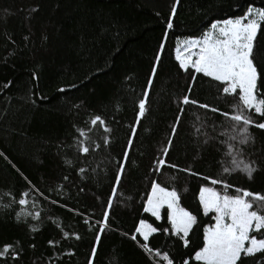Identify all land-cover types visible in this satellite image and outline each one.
Here are the masks:
<instances>
[{
    "label": "trees",
    "instance_id": "16d2710c",
    "mask_svg": "<svg viewBox=\"0 0 264 264\" xmlns=\"http://www.w3.org/2000/svg\"><path fill=\"white\" fill-rule=\"evenodd\" d=\"M174 2L0 0V153L4 154L0 156V249L12 245L19 253L16 260L11 254L0 258V264H88L119 163H125V172L94 264H151L130 239L140 219L161 230L170 227L166 206L159 221L143 212L150 179L174 188L180 206L197 216L187 248L162 231L150 237L151 246L168 251L176 264L184 259L198 264L192 256L203 246V227L214 223V213L202 212L199 189L212 186L204 175L221 174L225 159L221 133L227 131L228 122L210 112L205 117L204 110L182 105L179 99L189 94L200 103L231 111L238 97L219 96L217 82L202 74H195L193 81L179 69L176 49L187 39L202 37L212 22L242 14L249 4L264 7V0H179L173 28L168 29ZM33 8L38 10L30 13ZM162 42L161 60L156 62ZM256 48L264 51V25L258 30ZM154 63L157 72L149 86ZM189 84L193 85L190 93ZM258 85L259 95L264 93V83ZM142 98L147 110L137 121ZM249 114L260 119L254 112ZM94 115L102 116L111 129L104 134L97 126L88 132L101 148L81 156L64 147L78 136L76 127L88 131ZM177 115L181 122L176 135L170 136ZM249 132L254 142L240 146L241 158L255 161L258 170L251 180L239 171L227 180L235 187L264 193V130L250 127ZM103 135L110 140L108 146L103 145ZM169 138L173 144L164 158L200 175L171 168L153 173L154 161ZM65 159L72 160V166L65 165ZM79 168L86 172L80 173ZM214 187L222 191V186ZM23 192L29 196L22 197ZM21 198L28 200L27 205L18 204ZM36 213L39 216L33 218Z\"/></svg>",
    "mask_w": 264,
    "mask_h": 264
},
{
    "label": "snow or ice",
    "instance_id": "6c2138e0",
    "mask_svg": "<svg viewBox=\"0 0 264 264\" xmlns=\"http://www.w3.org/2000/svg\"><path fill=\"white\" fill-rule=\"evenodd\" d=\"M178 3L179 0H175L172 5L167 21L168 29L173 28L172 17L176 14ZM37 10V8H33L30 13ZM262 25H264V7H255L249 4L242 11V14L212 22L210 30L205 31L202 38L187 39L176 49L179 69L189 73L193 81L196 80L195 74H202L210 81L217 82V94L219 96L225 99L238 97V101L232 106L231 111L221 110L218 104L200 103L197 99L191 98L189 94H185L179 99L182 105L196 106L198 109L204 110L205 117L210 112L214 116L223 117L224 121L228 122L227 131L221 133L225 137L220 141L225 148L221 174L217 178L204 175L202 178L209 181L212 186H201L199 189L198 199L202 212L206 216L209 213H214L212 216L214 223L203 227V246L196 250L192 256V259L198 264H245L246 260H252L253 264H264V193L235 187L227 180L228 176L237 171L251 180L253 174L258 170L255 161H245L241 158L242 148L240 146L254 142V138L249 132L250 127L264 130V93L258 95V82L264 83V51H258L256 48L257 33ZM43 40L47 41L48 36L44 35ZM159 48L160 51L155 56L156 62L161 60L160 52L164 49L163 42ZM156 72L157 64L154 63L147 81L149 86L153 84V77ZM33 79H37L35 72ZM10 83V81L5 83L3 87L8 88ZM192 88L193 85L189 84V93ZM59 91L63 92L64 89L61 88ZM143 95L147 97L149 92L145 91ZM33 103L35 102L33 101ZM146 105V99L139 100L137 121L145 115ZM180 112L183 113L182 108ZM252 112L260 119L254 120L249 114ZM196 120L203 124L200 115H196ZM180 122L181 115H177L170 136L176 135L177 126ZM88 124L90 125L88 131L74 125L78 136L74 137L71 145L64 147L75 149L81 156H87L90 152L101 148V144L89 136L88 132L92 127L97 126L102 129L104 134L110 133L111 129L100 115H94ZM221 128H223V124ZM131 132L135 134L136 129L132 128ZM101 139L104 146L109 145L110 140L107 135L101 136ZM132 143V139L127 141L128 146H131ZM172 144L173 140L169 138L167 146L162 149L161 157L154 161L153 173L161 174L164 168H171L184 171L192 176L200 175L191 168L181 169L179 165L171 164L164 158L167 157ZM57 147L63 152L61 145H57ZM3 155L0 153V156ZM128 155L127 150L123 151L122 159L126 161ZM64 163L72 166L73 161L65 159ZM79 172L84 173L86 169L79 168ZM124 172L125 163H119L114 176L115 186L111 189L112 195L106 202L107 207L103 212V222L100 224L99 232L95 235V244L91 247L88 264H94L98 250L97 245L101 241V233L105 231L107 226L113 199L122 182ZM64 179L66 180L67 177ZM149 184L150 191L146 193V199L142 204L143 212L150 213L156 221H159L161 209L166 206L170 227L161 230L152 223L140 219L135 225L130 239L137 243L151 264H176L168 251L151 246L150 237L162 231L164 235L178 239L182 246L187 248L190 243V233L197 225V216L180 206V196L174 188L164 187L155 179H150ZM217 185L222 186V191H218L214 187ZM34 190L38 191V189ZM39 195L42 196L43 193H39ZM21 196L27 197L29 193L23 192ZM27 203L28 200L24 198L18 201L20 206L27 205ZM4 206L8 207L9 205ZM20 216L21 213L18 212L17 221L20 220ZM38 216L39 213H36L33 218ZM85 222L87 223V221ZM33 230L35 231V228ZM64 235L67 237L68 234L64 233ZM76 238L79 239L80 237L77 236ZM49 243L52 244L53 242L49 241ZM9 254H11L12 260L18 259L19 253L14 251L13 246L4 245L0 249V258L7 259ZM181 264H189V260L184 259Z\"/></svg>",
    "mask_w": 264,
    "mask_h": 264
},
{
    "label": "rangeland",
    "instance_id": "374dc122",
    "mask_svg": "<svg viewBox=\"0 0 264 264\" xmlns=\"http://www.w3.org/2000/svg\"><path fill=\"white\" fill-rule=\"evenodd\" d=\"M209 30H210V29H209ZM207 31H208V30H207ZM200 38H202V37H200ZM183 42H184V41H183ZM183 42H182V43H183ZM182 43H181V44H179V45L181 46V45H182ZM180 46H179V47H180Z\"/></svg>",
    "mask_w": 264,
    "mask_h": 264
}]
</instances>
